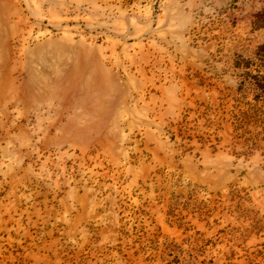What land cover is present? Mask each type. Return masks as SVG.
Wrapping results in <instances>:
<instances>
[{"label":"rangeland","instance_id":"rangeland-1","mask_svg":"<svg viewBox=\"0 0 264 264\" xmlns=\"http://www.w3.org/2000/svg\"><path fill=\"white\" fill-rule=\"evenodd\" d=\"M0 264H264V0H0Z\"/></svg>","mask_w":264,"mask_h":264}]
</instances>
